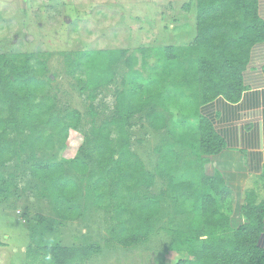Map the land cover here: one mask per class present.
<instances>
[{
  "label": "trees",
  "instance_id": "obj_1",
  "mask_svg": "<svg viewBox=\"0 0 264 264\" xmlns=\"http://www.w3.org/2000/svg\"><path fill=\"white\" fill-rule=\"evenodd\" d=\"M195 1L194 40L186 46L152 49L163 63L153 70L148 90L140 85L141 74L135 68L139 58L128 50L61 53L67 74L91 102L120 77L106 119L95 121L96 112L92 104L89 106L90 131L71 163L72 179L67 177L70 174L61 173L57 160L42 162L37 156L38 151L52 152L57 138L64 144L70 131H80L83 126L81 113L60 108L52 92L48 69L51 54L0 55V199L10 195L2 169L27 154L31 177L46 192L42 197L52 202L53 212L60 219L72 220L84 198L83 178L79 176L86 172L95 153L99 174L94 190L87 187L90 195L86 193V197L98 199L96 189L110 181L116 200L111 238L121 247L132 248L148 239L158 224L160 202L165 197L172 200L173 213L193 215L186 230L171 231L169 248L179 256L176 264H264V196L260 199L256 188L245 191L238 205L245 223L231 225L230 212L224 208L231 209L232 192L219 172L204 174V165L222 153L224 143L201 114V107L215 99L237 102L246 89L244 74L252 52L260 48L264 56L259 0ZM138 51L144 66V55L150 50ZM261 74L264 79V59ZM168 107H181L184 116L197 119L188 142L181 136L195 153V160L184 161L182 175H178L181 155L173 143L157 149L161 165L153 173L130 151L128 128L133 116L142 113L148 126L158 132L170 116ZM177 120L181 121L178 125L184 122L180 117ZM155 176L166 181L158 196L148 194ZM258 179L264 190V167ZM141 189L145 191L141 193ZM50 228L41 229L36 239L31 233L29 257L50 255L49 264H81L100 251L95 244L80 248L55 244L47 238ZM182 249L191 257L181 256Z\"/></svg>",
  "mask_w": 264,
  "mask_h": 264
},
{
  "label": "rangeland",
  "instance_id": "obj_2",
  "mask_svg": "<svg viewBox=\"0 0 264 264\" xmlns=\"http://www.w3.org/2000/svg\"><path fill=\"white\" fill-rule=\"evenodd\" d=\"M195 7V0H0V55L50 53L49 76L59 107L78 110L82 115L80 131H70L64 144L57 138L53 143L54 150L46 153V150L38 151V158L42 162L57 160L61 173L64 176L70 174L67 177L72 179L71 163L77 156L84 135L90 131L89 106L92 104L94 107L95 121L106 119L113 108L115 88L120 81L118 76L114 84L103 89L91 102L77 90L75 80L67 74L61 53L128 50L139 58L135 68L141 74L140 85L148 90L153 70L163 63L161 57L151 52L152 49L189 45L196 34ZM140 49L150 50L144 55V66ZM168 108L170 116L163 130L158 132L148 126L142 113L133 116L128 128L130 151L138 156L147 171L153 173L160 164L157 149L163 148L166 143H173L175 151L181 155L178 175H182L184 161L195 160L194 151L185 141L193 133L197 119L184 116L186 113L181 107ZM179 117L184 120L182 125H178L181 122L177 120ZM182 135L185 141H182ZM26 157L27 154H23L20 161L13 160L1 171L8 181L10 195L8 199H0V264H49L44 255L29 257L27 254L28 246L32 244L31 233L34 232L36 239L46 226L51 227L47 238L62 247L99 246L100 251L81 264L177 263L179 256L169 248L173 238L171 231L186 230L193 215L173 213L171 199L164 197L160 202L158 224L148 239L126 249L111 238L116 224L113 211L116 200L110 181L106 180L96 189L100 194L98 199L93 198L94 195L86 197L87 187L94 190V181L99 174L95 153L88 162L86 172L79 176L83 178L81 192L84 198L80 201L78 214L69 221L55 215L52 202L42 197L46 192L31 177V164ZM204 172L211 173L210 167L204 165ZM252 180L256 182L252 186L261 199L264 190L259 179ZM165 183V180L155 176L148 194L158 196L165 189ZM247 187H251V183ZM92 190L90 192L94 194ZM140 191L143 193L145 190ZM244 193L245 190L234 191L231 209L224 208L225 212H230L233 227L245 223L239 216L238 206ZM35 241L34 247L37 246ZM181 254L191 257L184 249Z\"/></svg>",
  "mask_w": 264,
  "mask_h": 264
},
{
  "label": "crops",
  "instance_id": "obj_3",
  "mask_svg": "<svg viewBox=\"0 0 264 264\" xmlns=\"http://www.w3.org/2000/svg\"><path fill=\"white\" fill-rule=\"evenodd\" d=\"M258 14L264 21V0H259ZM259 49L251 54L244 74L246 89L240 99L228 103L218 98L201 107V114L224 143L222 153L205 164L211 169L206 175L219 172L232 195L237 189H255L252 179H258L264 167V56ZM249 183L251 187H247Z\"/></svg>",
  "mask_w": 264,
  "mask_h": 264
},
{
  "label": "clouds",
  "instance_id": "obj_4",
  "mask_svg": "<svg viewBox=\"0 0 264 264\" xmlns=\"http://www.w3.org/2000/svg\"><path fill=\"white\" fill-rule=\"evenodd\" d=\"M44 259H45L46 261H50V260L52 259V257L49 255V256H45Z\"/></svg>",
  "mask_w": 264,
  "mask_h": 264
}]
</instances>
